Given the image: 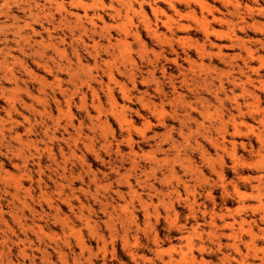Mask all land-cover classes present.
<instances>
[{
  "label": "rangeland",
  "instance_id": "374dc122",
  "mask_svg": "<svg viewBox=\"0 0 264 264\" xmlns=\"http://www.w3.org/2000/svg\"><path fill=\"white\" fill-rule=\"evenodd\" d=\"M196 1L0 0V264H264V0Z\"/></svg>",
  "mask_w": 264,
  "mask_h": 264
},
{
  "label": "bare ground",
  "instance_id": "6f19581e",
  "mask_svg": "<svg viewBox=\"0 0 264 264\" xmlns=\"http://www.w3.org/2000/svg\"><path fill=\"white\" fill-rule=\"evenodd\" d=\"M163 1H165V2H167V0H163ZM196 1V0H195ZM70 2V1H69ZM95 2V1H94ZM112 2V1H111ZM118 2V1H117ZM197 2V4L198 5H200L202 8H206V5L203 3V2H200V1H196ZM55 4H56V2H55ZM60 4V3H59ZM71 4H74V7L76 8V6H80L81 7V5H83L82 3H81V0H71ZM99 4V3H98ZM76 5V6H75ZM30 6V5H29ZM59 6V5H58ZM58 6H56V7H58ZM70 6V5H69ZM73 6V5H72ZM91 6H93V5H91ZM43 7V6H42ZM59 8H61V7H59ZM59 8H57L58 10H59ZM72 8V7H71ZM93 8V7H92ZM29 9V8H28ZM61 9H63V8H61ZM88 9V8H87ZM131 9V8H130ZM57 10V11H58ZM85 10V9H84ZM113 11H115L116 12V10H114L113 9ZM86 12V11H85ZM118 12V11H117ZM129 12V11H128ZM31 13V12H30ZM43 13V12H42ZM127 13V12H126ZM60 15H62V14H60ZM119 15V14H118ZM30 16H31V14H30ZM71 16V15H70ZM33 17V16H32ZM63 17V16H62ZM77 17H79V16H77ZM92 17V16H91ZM100 17V16H99ZM47 18V17H46ZM66 18V17H65ZM94 18V17H93ZM97 18V17H96ZM126 18H128V16L126 15ZM204 18V17H203ZM86 19H88V18H86ZM99 19H101V18H99ZM35 20V19H34ZM63 20V19H62ZM80 20V19H79ZM102 20V19H101ZM124 20H125V18H124ZM128 20V19H127ZM170 20V19H169ZM204 20V19H203ZM81 21V20H80ZM80 21H79V23H80ZM100 21V20H99ZM129 21H131V20H129ZM148 21V20H147ZM35 22V21H34ZM63 22V21H62ZM61 22V23H62ZM78 22V21H77ZM91 22V21H90ZM89 22V23H90ZM168 22V21H167ZM92 23V22H91ZM28 24V23H27ZM64 24V23H63ZM66 24L68 25V23L66 22ZM94 24V23H93ZM201 24V26L203 27V29H204V32L207 30V28H206V24H205V22H202V23H200ZM65 25V24H64ZM79 25V24H78ZM77 25V27H79ZM145 25V24H144ZM165 25H167L166 23H165ZM59 26H60V24H59ZM81 26V25H80ZM91 26V25H90ZM200 26V25H199ZM67 27H69V26H67ZM83 27V26H82ZM81 28V27H80ZM85 28V27H84ZM92 28V27H91ZM97 28V27H96ZM104 28V27H103ZM148 28V27H147ZM150 28V27H149ZM57 29V28H56ZM71 29L72 28H70V31H71ZM105 29V28H104ZM107 29V28H106ZM122 29V28H121ZM126 29V28H125ZM68 30H69V28H68ZM82 30H84V29H82ZM94 30V29H93ZM102 30V29H101ZM149 30V29H148ZM74 31V30H73ZM77 31V30H76ZM75 31V32H76ZM79 31V30H78ZM92 31V30H91ZM132 31V30H131ZM152 31V30H151ZM89 32V31H88ZM102 32V31H101ZM78 33V32H77ZM84 34H85V32H83ZM98 33V32H97ZM156 33L157 32H152V34L155 36V38H157V39H159L160 40V37H158V36H156ZM16 34V33H15ZM69 34H70V32H69ZM73 34V33H72ZM83 34V35H84ZM89 34V33H88ZM71 35V34H70ZM82 34H79V38L81 39L82 38V36H81ZM86 35V34H85ZM92 35H95V34H92ZM98 35V34H97ZM100 35V34H99ZM98 35V36H99ZM126 35V34H125ZM65 36V35H64ZM75 36V35H74ZM92 37V36H91ZM22 39H23V37H21ZM74 38V37H73ZM89 38V37H88ZM71 39V38H70ZM92 39H94V38H92ZM75 40H77V39H75ZM82 40V39H81ZM109 40V39H108ZM79 41V40H78ZM83 41V40H82ZM120 41V40H119ZM24 42H25V40H24ZM80 42V41H79ZM117 42V41H116ZM121 42V41H120ZM99 43V42H98ZM119 44V43H118ZM121 44V43H120ZM85 45V44H84ZM83 45V46H84ZM99 46V45H98ZM115 46V45H114ZM94 47H96V43H95V46ZM119 47V46H118ZM202 47V45L200 46V48ZM21 48V47H20ZM105 48H107V46L105 47ZM111 48H113V47H111ZM196 49L198 48L199 49V47H195ZM45 49V48H44ZM96 49V48H95ZM202 49V48H201ZM22 50V49H21ZM75 50V49H74ZM204 50V49H203ZM8 51V50H7ZM200 51V50H199ZM205 51V50H204ZM105 53H107V52H105ZM199 53V52H198ZM98 54V53H97ZM201 54V53H200ZM208 54V53H207ZM159 55V54H158ZM202 55V54H201ZM112 57V56H111ZM61 59V58H60ZM78 59V58H77ZM113 61V60H112ZM123 62V61H122ZM193 62V61H192ZM39 64V63H38ZM111 64V63H110ZM173 64H176V61L174 60L173 61ZM107 65V64H106ZM25 69V68H24ZM8 70V69H7ZM92 70V69H91ZM107 73V72H106ZM120 73V72H119ZM109 74H111V71L109 70ZM123 74V73H122ZM107 75V74H106ZM130 78V77H129ZM76 79H78L77 77H76ZM147 80V79H146ZM183 81V80H182ZM183 83H184V81H183ZM132 84V83H131ZM251 93V92H250ZM144 105V104H143ZM150 105V104H149ZM149 105H147V106H149ZM145 106V105H144ZM146 107V106H145ZM149 108V107H148ZM189 116V115H188ZM134 164V163H133ZM16 187V186H15ZM24 233V232H23ZM33 257V256H32ZM244 262V261H243Z\"/></svg>",
  "mask_w": 264,
  "mask_h": 264
}]
</instances>
